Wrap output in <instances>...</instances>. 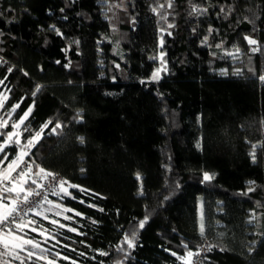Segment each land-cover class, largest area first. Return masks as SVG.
<instances>
[{
	"label": "trees",
	"instance_id": "1",
	"mask_svg": "<svg viewBox=\"0 0 264 264\" xmlns=\"http://www.w3.org/2000/svg\"><path fill=\"white\" fill-rule=\"evenodd\" d=\"M105 2L0 0V93L8 96L1 113L8 118L20 105L3 131L35 100L21 142L52 123L27 163L78 186L48 197L72 209L71 219L33 213L17 234L55 264H182L171 253L183 256L185 244L194 252L204 241L215 245L205 264H264V0H171L169 30L160 18L169 0H127L122 40ZM161 52L167 71L152 80ZM57 122L63 126L53 133ZM6 152L11 160L19 148ZM205 172L214 179L203 181ZM145 216L136 247L125 245L127 256L117 251ZM30 226L55 239L45 242Z\"/></svg>",
	"mask_w": 264,
	"mask_h": 264
},
{
	"label": "snow or ice",
	"instance_id": "2",
	"mask_svg": "<svg viewBox=\"0 0 264 264\" xmlns=\"http://www.w3.org/2000/svg\"><path fill=\"white\" fill-rule=\"evenodd\" d=\"M168 6L171 7V0H169ZM162 8L163 5H160ZM63 11V9H61ZM154 12H157V9H153ZM193 11H198V9L193 6ZM206 11V9L204 10ZM224 9H221L223 12ZM164 17H162L163 19ZM168 27H172L171 24ZM53 30L57 32L58 35H62L59 32V29H56L53 26ZM163 31V30H162ZM211 31V29H209ZM171 35V33H169ZM247 43L252 45H257L258 41L250 38L245 37ZM78 43V41H77ZM161 46H163V39L160 41ZM220 47V45H217ZM253 52L259 51L258 47H252L251 49ZM240 50L236 49L238 53ZM229 55H233L232 53H228ZM165 53L161 52L159 59L161 60V68H158L156 71L153 72L151 79L152 80H159L160 79V72L161 70L167 71L166 68V61H164ZM152 59H156V57H152ZM59 63V61H57ZM68 67V65H65ZM119 67V65H117ZM9 72L12 71L11 68L8 69ZM226 74V73H222ZM25 76L28 73H24ZM7 79V77H5ZM264 80V76L261 77ZM4 84V80H0V85ZM40 85H37L35 90L32 92V96L35 97L41 90ZM10 91V90H9ZM8 96L5 93H0V109H3L5 106V102L7 101ZM35 106V100H33V104L30 105L26 111L23 112V115L19 117L18 120L12 121L11 128L12 131H3V129L8 128L9 121L11 120L12 113L16 111L17 108L20 107L19 104L13 105L12 109L7 112L8 119H4L3 116H0V136L3 137V141L0 142V264H11V261L2 260L3 257L10 256L14 260L20 261V264H25V259L20 256V252L27 251V258L31 259L35 257L37 260H45L46 264H55V257L52 259L48 258L46 255L47 250L41 248L40 244L34 241L33 239H26L25 235H18L17 233L24 232V229L29 227V225L33 224L34 222L31 220H25V217L28 214L34 213L35 215H41V212L37 211L38 208H42L44 203L52 204L51 201L48 200V191L51 192L52 195L59 196L61 193L64 195H70L68 192V188L70 187H78L76 185L68 184L67 181L63 179H58L54 173L46 171L44 168H41L39 165H36L37 171L33 172V164L27 163L25 161V156L28 155V150L36 145L39 142V139L42 137L44 133V129L48 128L51 121L46 122L43 124L39 131L34 132L26 142H21V137L23 136L24 132H29L30 128L25 124V121L28 120V117L31 115L33 108ZM82 119V117H81ZM62 124L57 122L55 126L52 128V132L55 133L58 129L62 128ZM80 143H84V138H78ZM15 144L19 148V152L15 155V157L9 160L8 153L6 149L11 145ZM197 147H200L198 144ZM252 159L255 161V145L253 146L252 152ZM5 161L7 165H5ZM23 166V167H22ZM83 171V170H82ZM15 174V175H14ZM33 176L37 177L39 181H48L47 189L44 183L38 182V179L32 178ZM137 180H140V174H136ZM214 179V174H209L208 172L203 173V181H210ZM29 181L31 185H35V187L29 186ZM54 182V183H53ZM250 185L254 184V182H249ZM67 185V187H65ZM81 191H85L81 189ZM248 191H253L252 187H249ZM40 197L43 196V202H34L31 198L32 197ZM83 203V201H81ZM35 203V206L32 205ZM92 207L93 205H89ZM55 208H61L62 206L59 204L54 205ZM52 209L49 208L48 211ZM63 211H73L72 209H63ZM103 211V209H100ZM61 212H56V215H61ZM76 215H80V213H75ZM47 218V217H45ZM65 219H71V217H64ZM254 218V217H253ZM149 217L145 216L144 219L138 222V225L133 227V230L130 232H125L123 240L120 245L117 246V251L124 252L125 256L128 255L125 245L127 249H133L136 247V241L138 238L139 230H142L145 227V224L148 222ZM53 224H57L58 221L53 220L51 221ZM95 223V221H94ZM61 228L66 227V225H59ZM32 231H37L35 227L31 229ZM69 231L75 232V228H68ZM204 223H203V214L201 213V222H200V234L201 236L204 235ZM47 230H43L40 232V235L45 236V242L47 239H55V237H48ZM58 243V241H57ZM26 246H31L30 249L26 250ZM55 246V245H53ZM215 245H207L204 246H197V251L193 252L192 250L188 249V245L185 244L184 248L186 249V253L183 256L177 255L175 252L171 254L176 257L178 261H181L182 264H197L194 261V257H199L202 252L204 251H211ZM35 249H40L39 255L34 251ZM168 251V249H165ZM224 251V249H221ZM249 251H252L250 248ZM100 255H108L106 252H99ZM59 254L57 253V256ZM83 255V253H81ZM63 259H68L67 257H63ZM72 264H76L75 261H72ZM117 264H123L122 261H118Z\"/></svg>",
	"mask_w": 264,
	"mask_h": 264
},
{
	"label": "rangeland",
	"instance_id": "3",
	"mask_svg": "<svg viewBox=\"0 0 264 264\" xmlns=\"http://www.w3.org/2000/svg\"><path fill=\"white\" fill-rule=\"evenodd\" d=\"M104 1H106L104 3L105 4L104 11L106 13V16L109 18V20L111 22L112 33H113V35L118 36L122 40V39H124L125 35L121 32L120 24L124 22V18L125 17H124L123 9H125V7H126V1L127 0H104ZM171 8H172V4H171V7H169L168 4H167L166 7H165V11L164 12L162 11V15L160 16V18L164 17L162 19V21H163V23H165V27H168L169 24L173 25V22L170 19L176 17L175 11L172 12ZM162 27L164 28L163 25H162ZM167 30H169V27H168ZM233 52L234 51H232L231 53L233 54ZM250 60H251V58H250ZM158 68H161V62L159 64V66L157 67V69ZM162 71L163 70H161L160 75H161ZM0 116H3L4 119H8L7 117L4 116V114L1 113V109H0ZM54 205H56V204H51V205L49 204V205L45 206L41 210L42 217L45 218L47 213H51V214H54L55 216H60V217L64 218L66 211H63V209H65V208L61 207V208L58 209V208H55ZM49 208H51L52 210L48 211ZM56 212H61L62 214L61 215H56ZM30 227H31V229L33 228L32 226H30ZM41 231H43V230L37 229V231H35V232L40 234ZM46 234H47V236H51L50 234H48V232ZM30 248H31V246H26V250L30 249ZM34 251L37 253V255H39L40 249H35ZM2 260L11 261V264H18L10 256L3 257Z\"/></svg>",
	"mask_w": 264,
	"mask_h": 264
},
{
	"label": "built area",
	"instance_id": "4",
	"mask_svg": "<svg viewBox=\"0 0 264 264\" xmlns=\"http://www.w3.org/2000/svg\"><path fill=\"white\" fill-rule=\"evenodd\" d=\"M4 63V60L0 57V65L1 64H3ZM25 161H26V156H25ZM27 162V161H26ZM23 167V166H22ZM46 171H48V172H51V171H49V170H47V169H45ZM51 173H53V172H51ZM55 174V173H54ZM15 175V174H14ZM56 176H57V178L58 179H61V177L58 175V174H55ZM39 182H42V183H44L45 184V186H46V189H47V185H48V181H39ZM54 183V182H53ZM51 192L50 191H48V193H47V195H48V197H49V194H50ZM34 202H43V196H40V197H32L31 198ZM33 207L35 206V203L32 205ZM39 209V208H38ZM38 209H37V211H38ZM31 214H33V213H29L28 214V216H30ZM27 216V217H28ZM27 217H25V219H27ZM210 243L208 242V241H204L200 246H204V247H206L207 245H209ZM197 251V249L194 251V252H196ZM207 253V251H204V252H202L201 253V255L199 256V257H194L193 259H194V261H196L197 262V264H205L204 263V257H205V254Z\"/></svg>",
	"mask_w": 264,
	"mask_h": 264
},
{
	"label": "crops",
	"instance_id": "5",
	"mask_svg": "<svg viewBox=\"0 0 264 264\" xmlns=\"http://www.w3.org/2000/svg\"><path fill=\"white\" fill-rule=\"evenodd\" d=\"M7 165V164H6ZM6 165H4V166H6ZM31 187H35V185H32Z\"/></svg>",
	"mask_w": 264,
	"mask_h": 264
}]
</instances>
